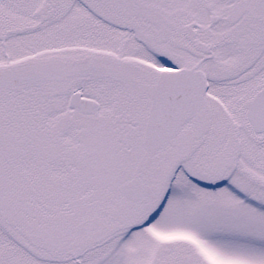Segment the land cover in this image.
<instances>
[{
    "label": "snow or ice",
    "instance_id": "1",
    "mask_svg": "<svg viewBox=\"0 0 264 264\" xmlns=\"http://www.w3.org/2000/svg\"><path fill=\"white\" fill-rule=\"evenodd\" d=\"M0 264H264V0H0Z\"/></svg>",
    "mask_w": 264,
    "mask_h": 264
}]
</instances>
